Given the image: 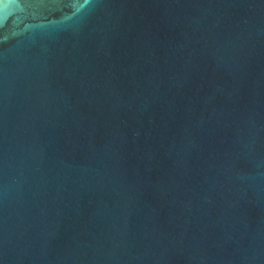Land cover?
Instances as JSON below:
<instances>
[{
    "label": "water",
    "instance_id": "1",
    "mask_svg": "<svg viewBox=\"0 0 264 264\" xmlns=\"http://www.w3.org/2000/svg\"><path fill=\"white\" fill-rule=\"evenodd\" d=\"M0 264H264V0H0Z\"/></svg>",
    "mask_w": 264,
    "mask_h": 264
}]
</instances>
